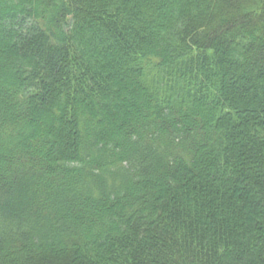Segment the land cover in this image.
Masks as SVG:
<instances>
[{
    "label": "trees",
    "instance_id": "16d2710c",
    "mask_svg": "<svg viewBox=\"0 0 264 264\" xmlns=\"http://www.w3.org/2000/svg\"><path fill=\"white\" fill-rule=\"evenodd\" d=\"M0 264H264V0H0Z\"/></svg>",
    "mask_w": 264,
    "mask_h": 264
}]
</instances>
